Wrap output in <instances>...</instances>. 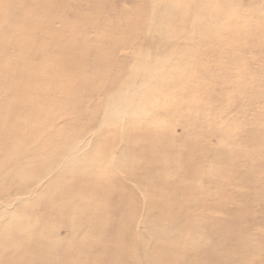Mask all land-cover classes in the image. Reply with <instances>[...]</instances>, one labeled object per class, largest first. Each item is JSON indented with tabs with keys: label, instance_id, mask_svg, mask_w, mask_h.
Masks as SVG:
<instances>
[{
	"label": "rangeland",
	"instance_id": "obj_1",
	"mask_svg": "<svg viewBox=\"0 0 264 264\" xmlns=\"http://www.w3.org/2000/svg\"><path fill=\"white\" fill-rule=\"evenodd\" d=\"M0 264H264V0H0Z\"/></svg>",
	"mask_w": 264,
	"mask_h": 264
},
{
	"label": "bare ground",
	"instance_id": "obj_2",
	"mask_svg": "<svg viewBox=\"0 0 264 264\" xmlns=\"http://www.w3.org/2000/svg\"><path fill=\"white\" fill-rule=\"evenodd\" d=\"M184 150V149H183ZM169 169H166V171H168ZM177 171V170H176ZM175 171V172H176ZM83 207L82 206H77V207H75V209H74V207H72V210H71V215H70V217H83ZM175 217H176V215H175ZM37 227L40 229V230H42V226H40V223H41V221H42V217H38V219H37ZM29 224H33V223H29ZM25 228H27V225L25 224V225H23V226H19L18 227V229H25ZM18 229L14 232L15 233V235L17 234V232H18ZM37 242H40V237H37ZM36 242V243H37ZM36 248H39L38 246H36Z\"/></svg>",
	"mask_w": 264,
	"mask_h": 264
}]
</instances>
